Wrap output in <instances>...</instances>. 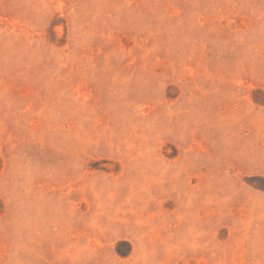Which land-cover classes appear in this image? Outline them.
I'll return each instance as SVG.
<instances>
[{
  "label": "rangeland",
  "instance_id": "374dc122",
  "mask_svg": "<svg viewBox=\"0 0 264 264\" xmlns=\"http://www.w3.org/2000/svg\"><path fill=\"white\" fill-rule=\"evenodd\" d=\"M0 264H264V0H0Z\"/></svg>",
  "mask_w": 264,
  "mask_h": 264
}]
</instances>
